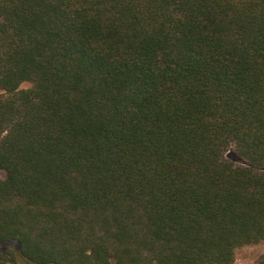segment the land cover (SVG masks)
<instances>
[{"label": "trees", "instance_id": "16d2710c", "mask_svg": "<svg viewBox=\"0 0 264 264\" xmlns=\"http://www.w3.org/2000/svg\"><path fill=\"white\" fill-rule=\"evenodd\" d=\"M262 241L264 0H0V264Z\"/></svg>", "mask_w": 264, "mask_h": 264}, {"label": "rangeland", "instance_id": "374dc122", "mask_svg": "<svg viewBox=\"0 0 264 264\" xmlns=\"http://www.w3.org/2000/svg\"><path fill=\"white\" fill-rule=\"evenodd\" d=\"M5 245L14 244L8 242ZM262 255H264V241L256 245L244 246L237 251L235 264H254Z\"/></svg>", "mask_w": 264, "mask_h": 264}]
</instances>
